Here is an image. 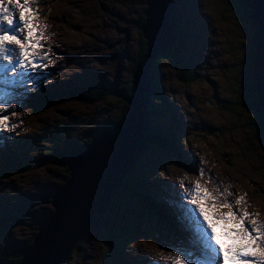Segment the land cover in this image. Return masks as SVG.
I'll return each mask as SVG.
<instances>
[{
    "label": "rangeland",
    "instance_id": "rangeland-1",
    "mask_svg": "<svg viewBox=\"0 0 264 264\" xmlns=\"http://www.w3.org/2000/svg\"><path fill=\"white\" fill-rule=\"evenodd\" d=\"M184 6L180 16L184 23L190 22L189 27H196L197 35L192 40L188 29L191 38L185 43L189 48L181 54V63L188 65L186 71L195 79L180 80L179 66L172 57H163L155 65L157 82L188 140L178 145L181 154H166L164 183L176 199L173 185L185 177L189 181L200 178L198 169L203 166L202 182L211 174L221 190L229 188L234 193L230 199L247 193L248 210L258 211L264 220V133L255 124L258 109L249 107V97L243 96L244 105L237 101L245 94L238 66L256 27L236 1L185 0ZM33 7L41 12L38 23L48 26L45 50L53 48L56 64L35 76L42 81L35 88L30 83L23 87L0 84V92L12 93L17 112L12 118L16 129L0 133V259L20 247L21 240L32 234L34 223L54 210L49 198L63 182L65 169L49 163L45 154L56 151L59 142L61 149L76 142H96L118 115L121 90L140 52L143 25L139 15L147 10V0H42ZM244 7L245 15L249 9ZM97 81L109 90L104 100L65 97L68 88ZM148 89L147 95L152 96ZM161 114L159 121H166L167 111L162 109ZM157 143L150 141L149 149L158 154L163 148L168 151ZM24 145L28 148L25 155L19 152ZM208 186L214 185L209 182ZM119 202L123 204L124 198ZM134 203L131 206L136 208ZM175 203L181 208L179 201ZM166 221L156 216L142 224L124 251L150 261L161 251L171 252V247H160L179 240L173 231L165 233L162 225L168 226ZM107 231L97 223L86 227L65 264H105Z\"/></svg>",
    "mask_w": 264,
    "mask_h": 264
},
{
    "label": "water",
    "instance_id": "water-1",
    "mask_svg": "<svg viewBox=\"0 0 264 264\" xmlns=\"http://www.w3.org/2000/svg\"><path fill=\"white\" fill-rule=\"evenodd\" d=\"M239 1L249 9L248 17L256 27L253 76L257 101L264 107V0ZM178 6L179 0H147L146 23L141 28L148 51L133 74V94L126 98L128 109L96 142L78 146L61 157L62 164L69 167L70 177L52 195L55 213L39 223V234L32 245L18 248L23 258L16 264H65L86 227L96 221L95 215L109 210L114 191L124 184L148 145L151 95L147 93L152 65L174 42Z\"/></svg>",
    "mask_w": 264,
    "mask_h": 264
},
{
    "label": "snow or ice",
    "instance_id": "snow-or-ice-1",
    "mask_svg": "<svg viewBox=\"0 0 264 264\" xmlns=\"http://www.w3.org/2000/svg\"><path fill=\"white\" fill-rule=\"evenodd\" d=\"M40 2L0 0V84L23 87L30 83L35 88L42 83L35 76L56 64L53 48L45 50L48 26L38 23L41 12L33 7ZM16 115L12 93L0 92V133L16 129L12 120ZM200 163H205L203 158ZM205 174L201 166L200 178L185 177L173 185L183 210V235L172 245L161 243V248L172 251L152 256L151 264H264V220L258 211L248 210L247 193L230 199L234 193L229 188L221 190L211 174L202 182ZM209 182L214 186L210 188Z\"/></svg>",
    "mask_w": 264,
    "mask_h": 264
},
{
    "label": "trees",
    "instance_id": "trees-1",
    "mask_svg": "<svg viewBox=\"0 0 264 264\" xmlns=\"http://www.w3.org/2000/svg\"><path fill=\"white\" fill-rule=\"evenodd\" d=\"M236 1L241 6L242 10V7L244 6L239 0ZM184 5L185 0H180L179 6L176 8L174 42L171 46V50L173 52L170 54L171 52L168 49L166 52H163L159 57H157L153 63L151 72L152 82L150 84V93L152 96L148 104V113L150 115L148 118L149 126L147 130V135L149 137L148 144L150 141L155 143L158 142V145H164L165 147H168V151L163 148L164 152H159L158 154L150 150L149 147H146V149L143 151V154L137 158V162L125 177L124 184L120 188L116 189L113 193L112 204L109 210L104 214L95 215L96 221L94 224H100L104 229H106V231L108 230L105 240L108 258L106 256L105 264H151V261L146 258L144 259L137 257L136 260L130 258V255H128L124 250L129 246L130 239L133 238L139 229H141V225L144 223L149 224L150 220L156 216L159 217L162 215L163 217H166L168 220H170L175 231L180 235L183 231L181 226V221L183 220V210L178 205H176V199L171 198V193L173 192L165 185L162 173L163 171H166V163L164 160L166 154H181L182 151L179 148L181 144L180 141L182 140L183 143L188 140L183 134L182 125L178 117L170 108L166 99V95L160 88L159 82H157V70L155 69V65L163 57H172L179 66L177 76L180 80L184 82H193L195 79V75L186 71L188 65L181 63V54L186 51L187 48H189L186 46L185 41L191 38V33L193 36L192 40L197 35L196 27H189L188 25L190 22L186 21L184 23L183 18L180 16L181 11H183L185 7ZM241 12L243 13V11ZM247 13L248 12L246 10L245 15L243 13V16L248 18ZM145 21L146 14L145 11H143L139 15L140 26L143 25ZM248 21L254 24L252 20L248 19ZM141 27L139 42L140 52L135 63L133 64L131 76L129 77L128 82L123 86L124 88L121 90L122 93L120 97L122 100V106L120 111L117 112L118 115L116 118L110 123L111 126L115 123H118L122 119L123 114H125L128 109L129 104L126 98L133 94V74L138 63L142 61L148 51L147 39L144 37ZM188 29L191 30V33ZM246 45L249 47V50L246 51L242 62L238 66V77L241 78V84H243L242 89H245V94L244 92L243 95L241 93L237 101H240L241 104L243 103V96L244 99H246V96L249 97L251 100V105L249 104V107H256V109H258L256 110L258 121L255 124L258 126L260 125V131L264 133V108L259 105L255 96L257 84L253 80L254 68L252 61L257 47L256 34L249 39ZM243 79L245 80L244 82ZM107 95H109V90L106 88L103 81L81 83L75 88H68L65 93L66 98L75 97L87 102L104 100ZM162 109L167 111L168 115L166 116V121H159L160 117L162 116ZM53 133L58 136L57 132ZM255 134L256 132L254 135ZM180 137L181 140L179 139ZM59 144L61 145L62 143L59 142ZM86 144H92L91 140L83 141V143H73L68 149H61V146L59 145L60 147L58 146L56 151L51 150L45 154V157L49 163L58 164L65 169V173H63L64 180H62L63 182H61V185L58 187L63 186L70 177L69 167L62 164L61 157L68 155L76 147ZM27 149V145L22 146V148L19 149V152H21L20 154H27ZM175 150L177 152H175ZM121 197H123L125 200L123 204H120L119 202V198ZM49 199L52 201V196H50ZM133 202H135L134 204L136 208L131 206V203ZM53 213H55V209L49 210L46 212L44 218L52 216ZM105 214H107V216ZM40 220L42 219L40 218ZM40 220L39 222L34 223L32 234L28 238H23L21 240V246H30L35 242V238L39 234ZM162 227L164 229V225H162ZM165 231H167L166 228ZM17 248L18 247L16 246L14 252L2 257L0 261L10 264H16L20 262L23 257L18 253Z\"/></svg>",
    "mask_w": 264,
    "mask_h": 264
},
{
    "label": "bare ground",
    "instance_id": "bare-ground-1",
    "mask_svg": "<svg viewBox=\"0 0 264 264\" xmlns=\"http://www.w3.org/2000/svg\"><path fill=\"white\" fill-rule=\"evenodd\" d=\"M53 208H54V206H53ZM93 223H94V222H93ZM70 258H71V257H69L68 260H69Z\"/></svg>",
    "mask_w": 264,
    "mask_h": 264
}]
</instances>
